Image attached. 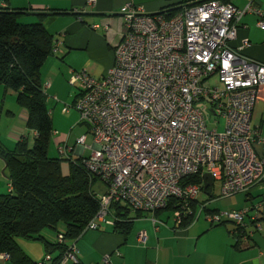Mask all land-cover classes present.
<instances>
[{
    "label": "built area",
    "instance_id": "built-area-1",
    "mask_svg": "<svg viewBox=\"0 0 264 264\" xmlns=\"http://www.w3.org/2000/svg\"><path fill=\"white\" fill-rule=\"evenodd\" d=\"M247 13L257 15L264 29V14L255 0L244 8L221 0L190 2L173 16L148 13L131 1L114 65L99 78L87 69L72 72L69 82L79 93L72 106L94 136L92 155L83 158V165L105 187L90 229L109 217L114 220V203L155 214L178 197L188 207L205 193L204 179L182 185L189 175L201 173L203 178L209 172L220 181L224 198L250 193L262 180L264 159L255 150L258 130L251 121L264 85V63L244 57L243 46L233 45ZM54 50L58 52V45ZM208 111L215 119L212 128ZM222 119L224 131L219 132ZM86 137L77 141L82 156ZM59 149L70 157L74 148L66 144ZM202 205L204 209L206 203ZM259 208L253 209L256 214L246 207L216 211L207 219L212 224L234 221L243 228L251 221L260 228L264 201ZM182 211L175 213V221L181 220ZM155 218V225L161 223ZM252 235L248 230L244 239ZM139 240L146 242L145 231ZM0 257L10 259L7 253ZM69 259L76 254L64 261Z\"/></svg>",
    "mask_w": 264,
    "mask_h": 264
},
{
    "label": "crops",
    "instance_id": "crops-1",
    "mask_svg": "<svg viewBox=\"0 0 264 264\" xmlns=\"http://www.w3.org/2000/svg\"><path fill=\"white\" fill-rule=\"evenodd\" d=\"M131 1L137 6L144 7L148 13H158L168 5L193 0H0V7L25 9L27 13L19 17L22 23L37 22L40 19L39 13H47L43 22L49 32L54 35L56 45L59 47L57 54L62 52L61 60L65 61L66 56L72 52L82 51L79 58L83 62L78 59L77 63L69 59L75 64H69L66 70H62L59 62L54 58L47 60L49 68L42 73L45 91L49 97L52 96L61 101L60 99H65L67 95L68 77L66 78V73L71 74L73 70L87 69L76 65L81 67L87 64L90 61L88 55L104 61V66L101 68L90 65L95 72H101L100 76H103L114 65V50L121 41L126 5ZM228 2L240 8L248 4V0H229ZM255 2L264 14V0H255ZM57 10L63 13L49 14ZM74 12L82 15H76ZM258 20L257 15L247 13L240 22L237 39L233 41V45L243 46L244 57L264 63V29L258 26ZM101 30L103 33H100ZM55 31L60 32L54 33ZM245 42L247 44L243 45ZM63 46L67 48L63 49ZM87 70L90 72L89 69ZM0 99L2 100L0 103V141L3 146L12 150L16 145L14 142L16 143L21 136L29 135L27 134L28 127L23 125L27 120V111L19 107L16 93L6 90L3 85H0ZM4 120L11 126V129L6 132L7 140L1 137L3 133L1 125ZM251 122L252 126L258 130V139L254 143L255 150L264 159V85L258 89ZM31 131L35 136V132ZM6 169V163L0 156V172L3 170L5 173ZM0 180L3 183L1 177ZM8 189H10L9 178ZM245 200L258 204V206L253 204V207L259 208L264 201V177L251 189L249 196L245 194ZM203 202L205 201H200L199 207ZM242 208L245 207L241 204L238 209L234 210ZM145 217H147L146 214L140 218ZM202 217V215L196 217L188 227L181 228L177 227L175 222L170 226L161 217L159 219L161 223L155 225L153 222L154 230L151 225L137 224L139 218L135 221L136 230L132 231L128 238L113 231L114 220L109 217L107 224L101 229H90L81 237L78 242L80 260L84 264H106L104 259L109 256V264H264V218L258 220L260 228L250 222L252 226L249 225L248 230L254 231V234L244 239L237 247L236 238L231 231L232 225L225 223L212 225L207 215L205 219ZM142 226L147 228H141ZM142 231L146 232L145 243L139 240V234ZM52 235L50 232L44 233L45 237L54 241ZM36 241L23 239L20 245L34 260L40 261L46 253L44 245L37 244ZM0 264L15 263L11 259L0 257Z\"/></svg>",
    "mask_w": 264,
    "mask_h": 264
},
{
    "label": "trees",
    "instance_id": "trees-1",
    "mask_svg": "<svg viewBox=\"0 0 264 264\" xmlns=\"http://www.w3.org/2000/svg\"><path fill=\"white\" fill-rule=\"evenodd\" d=\"M203 1L208 0L191 2ZM187 3L190 2L168 5L157 14L173 16ZM23 13H27L25 9L0 7V85L16 93L17 103L27 111V127L35 132L32 145L28 136H21L12 150L3 146L0 141V156L6 163L10 188L7 193H0V254H9L15 264H84L79 257L78 242L90 230L88 225L101 208L99 193L94 189L97 178L84 167L82 156L78 159L70 156V170L68 174H64V158L49 154L55 126L52 110L48 106L49 95L44 88L42 70L49 57L56 53V40L43 22L47 13H39L40 19L37 22L22 23L19 17ZM62 13L57 10L49 14ZM78 94L77 92L74 102ZM202 179L201 173L189 175L182 180V185L201 184ZM249 194L247 193L248 196ZM183 203L180 198L171 197L166 208L157 210L155 216L162 210L173 211L174 214L184 210L181 220H176L175 225L179 228L188 227L197 217L200 201L191 200L187 203L188 207ZM204 210L208 214L219 211L207 206ZM145 214L146 211H134L126 203H114L113 231L128 238L135 221ZM262 218L264 216H260L258 220ZM229 222L233 223L231 231L238 247L246 237L248 224L243 228L234 221L225 220L222 223ZM61 224L65 227L64 231L60 230ZM105 224L107 222L97 229ZM48 230L58 234L57 240L55 235H52L54 241L44 236ZM60 235L63 236L62 240ZM20 239L42 242L45 257L40 261L34 260L22 248ZM72 253L76 254V259L65 262L64 258ZM104 261L106 264L110 262Z\"/></svg>",
    "mask_w": 264,
    "mask_h": 264
},
{
    "label": "rangeland",
    "instance_id": "rangeland-1",
    "mask_svg": "<svg viewBox=\"0 0 264 264\" xmlns=\"http://www.w3.org/2000/svg\"><path fill=\"white\" fill-rule=\"evenodd\" d=\"M58 32H60V31H55L54 33H58ZM100 33H103V30H101ZM57 36H59V35H57ZM63 47H64L63 49L67 48L66 46H63ZM108 47L109 46L107 45V48ZM81 52L82 51H76V53L72 52L70 55L66 56L65 61L61 60V58H60V56L62 55V52L61 53L59 52L58 54L55 53L54 55H52L49 58H54L56 61L59 62L60 68L62 70H66L70 66L69 64H71V65L75 64V63H72L70 60H73L77 63L79 62V60H80L79 54ZM87 57L90 60L87 64H85L84 66H81V67L79 65H76V66L79 68L89 69L90 72L92 74H94L95 77L98 76V78H99V76L101 75V72H99V73L95 72L92 69V67H90V65L95 66L97 68H101V66H104L103 65L104 61L101 59H96L94 57H90L89 55ZM81 62H83V61H81ZM48 68H49V66L47 65V62H46V65L43 67L42 73H44L45 69L47 70ZM80 70H82V69H80ZM73 71H75V70H73ZM72 72H71V74L69 72L66 73V78L68 77V82L72 76ZM68 82L66 83V86H67L66 98L60 99L61 101H59L58 99H56V98L54 99V98H52V96H50L49 97V103H48L50 110H52V117H53L54 126H55V132H54V136L52 137L49 154L52 157L64 158V160L62 161L64 174L69 173L70 162L68 160L69 157L62 155V153L59 149L60 146H65L67 144L69 146V148H74L73 151H69V155L72 156V159H78L82 155H81V152L77 151L78 150L77 141L81 137L86 135L87 136L86 137V145L88 147L85 149L84 154L82 156L83 158L86 159L92 155V152H93L92 147L94 145V136H93L92 132L90 131V129L86 123L80 122V113L77 109L73 108V106H72L74 103V99L76 97V93L78 92V89L75 86L71 85L70 82L68 84ZM10 91H11V93H14L12 90H10ZM0 103H2L1 99H0ZM67 107H70V110L68 112H65L64 110ZM4 110H6V108H4ZM207 114H208L207 119L209 121V125L212 128L213 126H215V124H214L215 119L209 111L207 112ZM23 125H24V127L27 128L26 123H23ZM1 129L3 132L1 134V137L3 138V140H5V139L7 140L8 138L6 136V132H7V130L11 129V126L9 124H7L6 121L4 120L2 122ZM27 129H28L27 134L29 133V135H28L29 136L28 137L29 142H30V145H32L34 142L33 132L29 128H27ZM223 131H224V121L222 119L221 123H220V127H219V132H223ZM7 135L9 136L8 133H7ZM14 144H16V143L14 142ZM14 147H15V145H14ZM0 177H1V179H3V183L0 180V189L2 190V191H0V193H6L9 191V189H8V178H7L6 172L4 173V171L1 170ZM94 189L97 190L98 193L103 192L104 190H102V189H105L103 182L101 180L97 179V182L94 185ZM245 194L246 193H240V194L236 195L235 197L231 196V197H227V198H222L220 196L221 195L220 181L216 180L214 182V189L212 192V196H208V194L200 192L199 196H198V200L199 201H205L206 203L209 202V203H207V206L209 208L218 209L219 211H229L232 209H238L241 204L244 207L250 208V209L254 205L258 206V204H254L250 200L246 201L245 200ZM208 198L211 200L206 201V200H208ZM257 212H258L257 209L253 210L254 214H256ZM131 215H133V214H131ZM146 215H147V217L140 218V220H138L136 223L137 224L139 223V225H146V224L151 225L152 229L154 230L155 227L153 228L152 218L155 216V214L153 212H146ZM200 215H202L203 216L202 218H204V219H205L206 215H208L207 211L203 209V205L197 209L196 216L198 217ZM158 216L159 217H156L158 221H160L159 219L162 217L164 220L167 221V223H169L170 226L173 225L175 222V214L173 213V211L162 210V212ZM137 224H135L133 231L136 230ZM227 224L233 226V223L229 222ZM165 225L166 224H164V226ZM248 225H250V224L248 223ZM250 226H252V225H250ZM141 228H147V227L142 226ZM60 230H62V231L65 230V227L63 224L60 225ZM141 230H144V229H141ZM48 231L52 232V234L55 235V240H57L58 234L52 230H48ZM20 240L23 241L22 239H20ZM36 243L43 245V243L40 241H36Z\"/></svg>",
    "mask_w": 264,
    "mask_h": 264
},
{
    "label": "water",
    "instance_id": "water-1",
    "mask_svg": "<svg viewBox=\"0 0 264 264\" xmlns=\"http://www.w3.org/2000/svg\"><path fill=\"white\" fill-rule=\"evenodd\" d=\"M203 179H204L205 193H207L208 195H211L212 190H213L214 179L209 172H205L203 174Z\"/></svg>",
    "mask_w": 264,
    "mask_h": 264
}]
</instances>
